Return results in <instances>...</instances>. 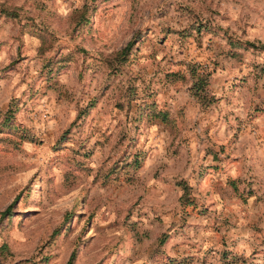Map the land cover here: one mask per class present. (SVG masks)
I'll list each match as a JSON object with an SVG mask.
<instances>
[{"label":"rangeland","instance_id":"obj_1","mask_svg":"<svg viewBox=\"0 0 264 264\" xmlns=\"http://www.w3.org/2000/svg\"><path fill=\"white\" fill-rule=\"evenodd\" d=\"M0 264H264V0H0Z\"/></svg>","mask_w":264,"mask_h":264},{"label":"trees","instance_id":"obj_2","mask_svg":"<svg viewBox=\"0 0 264 264\" xmlns=\"http://www.w3.org/2000/svg\"><path fill=\"white\" fill-rule=\"evenodd\" d=\"M131 43H132V42H129L128 45L122 50V52H121L122 55L127 54V51H128V49H129L128 47L131 46Z\"/></svg>","mask_w":264,"mask_h":264}]
</instances>
